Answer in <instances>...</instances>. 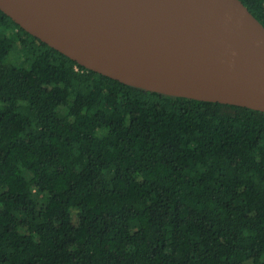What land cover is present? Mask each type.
Listing matches in <instances>:
<instances>
[{"label":"trees","instance_id":"1","mask_svg":"<svg viewBox=\"0 0 264 264\" xmlns=\"http://www.w3.org/2000/svg\"><path fill=\"white\" fill-rule=\"evenodd\" d=\"M0 264H264V112L124 84L0 10Z\"/></svg>","mask_w":264,"mask_h":264},{"label":"water","instance_id":"2","mask_svg":"<svg viewBox=\"0 0 264 264\" xmlns=\"http://www.w3.org/2000/svg\"><path fill=\"white\" fill-rule=\"evenodd\" d=\"M0 10L124 84L264 112V25L241 0H0Z\"/></svg>","mask_w":264,"mask_h":264},{"label":"rangeland","instance_id":"3","mask_svg":"<svg viewBox=\"0 0 264 264\" xmlns=\"http://www.w3.org/2000/svg\"><path fill=\"white\" fill-rule=\"evenodd\" d=\"M12 57H13V60H15V59H16V60H19V56H15V55H13Z\"/></svg>","mask_w":264,"mask_h":264},{"label":"built area","instance_id":"4","mask_svg":"<svg viewBox=\"0 0 264 264\" xmlns=\"http://www.w3.org/2000/svg\"><path fill=\"white\" fill-rule=\"evenodd\" d=\"M76 68V67H75ZM77 69V68H76Z\"/></svg>","mask_w":264,"mask_h":264}]
</instances>
